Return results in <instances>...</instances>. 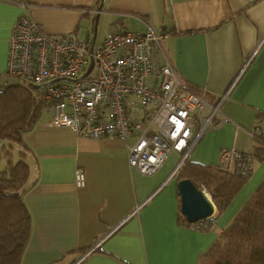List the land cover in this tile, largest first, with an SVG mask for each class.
<instances>
[{"label": "crops", "instance_id": "1", "mask_svg": "<svg viewBox=\"0 0 264 264\" xmlns=\"http://www.w3.org/2000/svg\"><path fill=\"white\" fill-rule=\"evenodd\" d=\"M20 3H30L26 14L53 36L70 31L99 43L110 30L169 31L164 53L207 102L202 117L218 106L187 158L217 168L222 148L259 146L248 130H264V0H0L2 74ZM101 23L106 31L98 35ZM50 118L41 112L24 135L29 169L21 198L31 222L19 264H198L264 180L262 157L221 212L213 202L211 225L199 230L181 224L178 179L168 178L179 153L145 176L128 163L133 138L81 137L48 125ZM76 168L84 172L83 187L74 185Z\"/></svg>", "mask_w": 264, "mask_h": 264}, {"label": "built area", "instance_id": "2", "mask_svg": "<svg viewBox=\"0 0 264 264\" xmlns=\"http://www.w3.org/2000/svg\"><path fill=\"white\" fill-rule=\"evenodd\" d=\"M20 5L23 12L8 38L4 72L37 87L52 110L48 125L92 139L133 138L127 145L128 163L145 176L177 152L180 159L168 178L174 176L218 106H210L209 115L202 117L207 102L179 78L164 53L162 41L171 33H157L146 25L143 31L110 30L99 43L70 31L53 36L26 14L30 3ZM248 134L264 142L260 127ZM255 159V150L222 148L219 166L248 180ZM84 184V172L76 168L74 185ZM201 190L211 197L203 185Z\"/></svg>", "mask_w": 264, "mask_h": 264}, {"label": "trees", "instance_id": "3", "mask_svg": "<svg viewBox=\"0 0 264 264\" xmlns=\"http://www.w3.org/2000/svg\"><path fill=\"white\" fill-rule=\"evenodd\" d=\"M46 108L36 86L18 81L0 89V264H19L29 237L30 213L21 198L29 169L24 160V150H29L24 135ZM258 143L256 159H262L264 142ZM175 176L189 178L199 187L204 184L218 212L245 182L220 166L203 165L188 158ZM181 224H186V220H181ZM210 225L208 220L194 223L196 229L203 231ZM198 264H264V180L231 223L219 231L217 240Z\"/></svg>", "mask_w": 264, "mask_h": 264}, {"label": "water", "instance_id": "4", "mask_svg": "<svg viewBox=\"0 0 264 264\" xmlns=\"http://www.w3.org/2000/svg\"><path fill=\"white\" fill-rule=\"evenodd\" d=\"M101 4L99 5V10H101ZM97 18L98 14L95 15V23L97 22ZM175 191L179 198V212L188 223L208 220L214 214L213 201L191 179H178Z\"/></svg>", "mask_w": 264, "mask_h": 264}, {"label": "rangeland", "instance_id": "5", "mask_svg": "<svg viewBox=\"0 0 264 264\" xmlns=\"http://www.w3.org/2000/svg\"><path fill=\"white\" fill-rule=\"evenodd\" d=\"M101 24L98 27V35L101 34V30L102 31H106L105 25L102 24V26H101ZM5 66H6V62H5ZM18 81H20L18 78L13 77V76L5 75V72L3 74L0 72V88H4L6 85L12 84V83H16ZM42 115H44L46 117H51L52 110L50 108H46V109H44L42 111ZM13 154H14L13 155V158L16 159L17 158V152L15 151Z\"/></svg>", "mask_w": 264, "mask_h": 264}]
</instances>
